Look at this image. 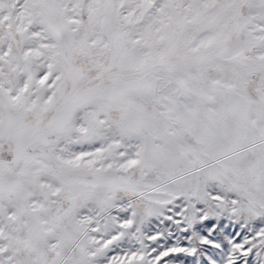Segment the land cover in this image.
Masks as SVG:
<instances>
[{
	"label": "snow or ice",
	"instance_id": "6c2138e0",
	"mask_svg": "<svg viewBox=\"0 0 264 264\" xmlns=\"http://www.w3.org/2000/svg\"><path fill=\"white\" fill-rule=\"evenodd\" d=\"M0 264H264V0H0Z\"/></svg>",
	"mask_w": 264,
	"mask_h": 264
}]
</instances>
